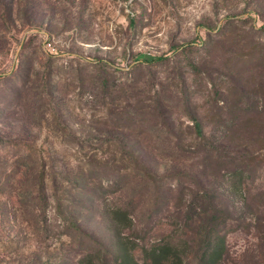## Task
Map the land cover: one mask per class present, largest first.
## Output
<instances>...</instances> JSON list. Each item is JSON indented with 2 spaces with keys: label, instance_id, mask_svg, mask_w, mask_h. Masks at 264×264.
<instances>
[{
  "label": "rangeland",
  "instance_id": "obj_1",
  "mask_svg": "<svg viewBox=\"0 0 264 264\" xmlns=\"http://www.w3.org/2000/svg\"><path fill=\"white\" fill-rule=\"evenodd\" d=\"M120 203L264 264V0H0V264L114 259Z\"/></svg>",
  "mask_w": 264,
  "mask_h": 264
},
{
  "label": "trees",
  "instance_id": "obj_2",
  "mask_svg": "<svg viewBox=\"0 0 264 264\" xmlns=\"http://www.w3.org/2000/svg\"><path fill=\"white\" fill-rule=\"evenodd\" d=\"M196 126L197 131L202 133L201 124L197 122ZM232 175L244 177L240 170H234ZM109 214L120 235L118 255L114 259L98 261L89 253L80 259L79 264H140L135 255L137 253L149 264H188L190 257L196 258L195 264H222L226 254V237L216 227H210L215 216L209 217L207 210L196 211L190 218V222L196 224L191 232L168 233L154 241H136L133 245H129V238L124 239L122 234L125 229L134 226L133 213L120 203L109 208Z\"/></svg>",
  "mask_w": 264,
  "mask_h": 264
}]
</instances>
